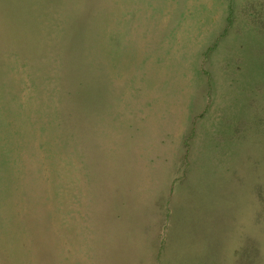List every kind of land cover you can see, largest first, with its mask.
I'll return each instance as SVG.
<instances>
[{
  "label": "rangeland",
  "instance_id": "1",
  "mask_svg": "<svg viewBox=\"0 0 264 264\" xmlns=\"http://www.w3.org/2000/svg\"><path fill=\"white\" fill-rule=\"evenodd\" d=\"M177 10L194 29L211 27L203 70L217 76V93L208 102L219 104V73L237 52L264 135V0H0V264H61V175L74 177L92 148L116 145L124 94L150 88L148 73L175 55V25L193 29Z\"/></svg>",
  "mask_w": 264,
  "mask_h": 264
},
{
  "label": "crops",
  "instance_id": "2",
  "mask_svg": "<svg viewBox=\"0 0 264 264\" xmlns=\"http://www.w3.org/2000/svg\"><path fill=\"white\" fill-rule=\"evenodd\" d=\"M181 14L193 29L175 25V55L148 73L150 88L124 94L116 145L92 148L74 177L61 175V264H260L261 120L237 52L219 73V104L208 102L217 93V76L203 70L211 27L194 29Z\"/></svg>",
  "mask_w": 264,
  "mask_h": 264
}]
</instances>
